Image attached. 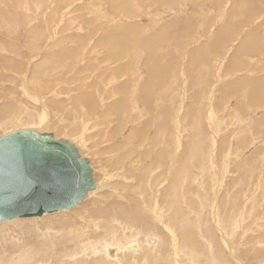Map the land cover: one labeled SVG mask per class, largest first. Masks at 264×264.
I'll return each instance as SVG.
<instances>
[{
    "label": "rangeland",
    "instance_id": "374dc122",
    "mask_svg": "<svg viewBox=\"0 0 264 264\" xmlns=\"http://www.w3.org/2000/svg\"><path fill=\"white\" fill-rule=\"evenodd\" d=\"M25 127L99 187L0 224V264H264V0H0V136Z\"/></svg>",
    "mask_w": 264,
    "mask_h": 264
},
{
    "label": "water",
    "instance_id": "95a60500",
    "mask_svg": "<svg viewBox=\"0 0 264 264\" xmlns=\"http://www.w3.org/2000/svg\"><path fill=\"white\" fill-rule=\"evenodd\" d=\"M98 187L91 159L71 139L37 127L0 136V224L70 211Z\"/></svg>",
    "mask_w": 264,
    "mask_h": 264
},
{
    "label": "bare ground",
    "instance_id": "6f19581e",
    "mask_svg": "<svg viewBox=\"0 0 264 264\" xmlns=\"http://www.w3.org/2000/svg\"><path fill=\"white\" fill-rule=\"evenodd\" d=\"M234 28V27H233ZM188 55V54H187ZM150 72V71H149ZM154 76V75H153ZM152 84H153V82H151ZM151 84V85H152ZM151 85H150V87H151ZM247 85V84H246ZM249 85V84H248ZM148 87V86H147ZM248 87V86H247ZM146 89V88H145ZM148 89V88H147ZM149 89H151V88H149ZM160 89V88H159ZM251 90H253V89H251ZM142 91H144V90H142ZM200 91V90H199ZM147 93V92H146ZM149 100V99H148ZM26 128V127H25ZM43 130V129H42ZM145 178H147L146 177V175H145ZM151 178V177H150ZM149 177H148V179H150ZM235 181V180H234ZM144 182V181H143ZM149 182V181H148ZM147 182V184H146V186L148 187V185H149V183ZM145 184V183H144ZM101 188V187H100ZM148 192V191H147ZM95 193H97V191H95V192H92V193H90L87 197H89V196H93ZM148 194H150V193H148ZM140 196V195H139ZM142 196H144V195H142ZM160 196V195H159ZM86 197V198H87ZM146 198H148V199H146ZM150 198V196L149 195H145L144 196V202H141V200L139 199V198H134L133 200H131V203H130V206L129 207H133V210H130V208L128 207V206H125V205H122V204H119V203H116V205H115V207H116V213H118V214H122L125 218H127V219H129V220H131L134 224H135V222H137L138 221V218H141V214L142 213H144L142 210V207H149L150 205H149V202H150V200L151 199H149ZM82 203V202H81ZM110 207V206H109ZM111 210H112V208H110ZM154 210V209H153ZM97 211V210H96ZM99 212V211H98ZM101 212H103V211H101ZM94 213V212H93ZM100 213V212H99ZM98 214V213H97ZM160 219V218H159ZM118 221L117 219H114V221L113 222H116V221ZM161 220H162V218H161ZM160 221V220H159ZM118 225H121V224H119L118 223ZM136 225V224H135ZM65 226V225H64ZM69 226V225H68ZM112 226V225H111ZM134 226V225H133ZM75 227V226H74ZM123 227V226H122ZM68 228V227H67ZM110 228H112V229H115L116 228V226L113 228V226L112 227H110ZM154 228L156 229L157 228V226H154ZM73 229V228H72ZM129 229H132V227H129ZM69 230V229H68ZM159 231V229L158 230H151V231H149V232H151L150 234H152V233H156V232H158ZM135 234L137 235V236H134V237H132L133 239L132 240H130V238L128 237V238H126V240H128L129 242L130 241H133V242H131V243H135L134 241H136L135 240V238L136 237H138L139 236V232H135ZM150 234H147V235H150ZM77 235H79V234H77ZM114 235V237L116 236V234L114 233L113 234ZM147 235H146V237H147ZM72 236H74V235H72ZM139 238V237H138ZM148 238H149V236L146 238V240H148ZM115 239V238H114ZM125 240V239H124ZM112 241V240H111ZM109 242V243H107V242H105V245H104V253L107 255V254H110V255H108V256H112V258H118V252H120L123 248H124V242H122V240L120 239V238H118L117 236H116V240H114V241H112V242ZM161 241H162V239L161 240H159V243H158V240L156 239V238H151L150 237V239L147 241V243L148 244H151L152 243V245H154V244H156V245H158V244H160L161 243ZM128 242V243H129ZM137 242V241H136ZM93 243V242H92ZM91 243V245H93ZM133 244H130V245H128L127 247L129 248V250H132V248H137L138 246L135 244V245H133ZM88 245V244H87ZM114 245H116V248H117V250L116 249H113L112 251H111V253L109 252V250L111 249V248H113L112 246H114ZM148 246V247H154V246ZM165 245V244H164ZM90 246V245H89ZM85 248H87L86 246H85ZM166 248V247H165ZM78 250V249H77ZM128 250V249H127ZM114 251V252H113ZM115 260V259H114ZM1 264H3V263H1Z\"/></svg>",
    "mask_w": 264,
    "mask_h": 264
}]
</instances>
